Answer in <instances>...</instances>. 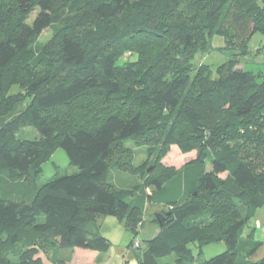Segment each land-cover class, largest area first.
Here are the masks:
<instances>
[{"label":"trees","instance_id":"16d2710c","mask_svg":"<svg viewBox=\"0 0 264 264\" xmlns=\"http://www.w3.org/2000/svg\"><path fill=\"white\" fill-rule=\"evenodd\" d=\"M50 28L54 50L33 51ZM257 34L264 0H0V120L25 106L0 124V264H44L43 242L105 253L97 219L117 218L134 240L148 203L167 211L139 264H193L192 244L201 256L219 243L226 252L205 264H264L255 224L244 236L264 207V71L237 69ZM216 36L239 59L195 67ZM25 127L39 139L21 140ZM129 142L156 162L135 167ZM172 145L197 158L164 168ZM59 148L79 173L38 187ZM111 169L145 184L116 188Z\"/></svg>","mask_w":264,"mask_h":264},{"label":"rangeland","instance_id":"374dc122","mask_svg":"<svg viewBox=\"0 0 264 264\" xmlns=\"http://www.w3.org/2000/svg\"><path fill=\"white\" fill-rule=\"evenodd\" d=\"M37 13L38 11L33 14L30 22L33 21ZM53 40L54 30L53 28H50L33 42L31 46L32 50L37 53L52 49L54 50L56 43H54ZM225 45L226 44L223 38L217 36L214 37L212 39V47L214 50H212V52L209 54H199L198 57H196L193 61L194 66L199 67L200 65H207L210 66L212 70L216 71L220 66L230 61L231 58L239 59L233 56V54L237 52L232 50H222L221 48H224ZM262 45H264V36L260 34L255 35L249 44L250 54L242 59L240 58V63L237 69L253 72L255 74L264 71V51L258 52ZM130 57V54H126L124 58L119 61V64H124V62H126L128 59L134 60L132 59L133 57ZM213 78H216L215 73L213 74ZM19 92L20 88L18 86H13L10 90L11 95L18 94ZM24 109V105H19L16 112L1 118L0 124H8L14 118L20 116ZM18 137L21 140L35 141L39 139V133L31 127H25L19 131ZM126 147L133 151V165L135 167H141L143 165L150 167V165H153L156 162V155L150 153L148 154V147H138L132 142L127 143ZM196 158V151L183 153L178 146L172 145L169 149V152L161 160V166L166 169L179 170L185 165L194 161ZM210 169V164H208V170ZM77 173H79V169L70 165L67 153L63 149L59 148L54 152L52 158L42 165L41 174L38 177L36 183L38 187H42L56 178L72 176ZM109 175L111 183L116 188L124 189L122 188L124 186H121V184L127 179L129 182L126 183L129 185L127 188L128 190H133L138 185L145 184V181H142V179L138 178L137 176L121 173L114 169L110 170ZM221 177L225 178V175ZM146 192L147 194H151L152 190L147 188ZM165 211L167 210L163 207L154 206L152 203H148L143 220L137 226V235L134 240L131 233L126 229L124 223L117 218L107 216L98 218L96 222L97 227L93 226L92 230H98L101 236L107 240V249L105 250V253L86 251L77 248L53 250L43 242L36 258L41 259L44 264H60L62 261L65 262H63V264H126L127 262L129 264H138V262L135 261V258L140 259V255L146 248V241L152 239L159 231V220L157 215ZM256 220L257 212L255 214V218L250 222L249 226L245 228L244 236L254 226V224H256ZM39 221L42 222L43 219L40 218ZM262 225L264 226V224ZM254 239L256 242L261 241L264 243V232L259 230L255 234ZM131 241L133 242L131 243ZM136 243H139V248H136ZM190 248L192 249L193 255L195 256V261L193 264H205L210 259L225 253L227 250V247L224 243L212 244L205 246L202 249V255L199 256L200 250L198 244H192ZM21 250V248L18 249L16 251L17 256L14 255V258L10 257V259L17 260ZM263 258L264 246L259 250L258 253H256L254 261H261ZM160 264H177L175 255L161 259Z\"/></svg>","mask_w":264,"mask_h":264},{"label":"crops","instance_id":"0c3cea01","mask_svg":"<svg viewBox=\"0 0 264 264\" xmlns=\"http://www.w3.org/2000/svg\"><path fill=\"white\" fill-rule=\"evenodd\" d=\"M128 182V179L127 180H124V182H122V184H121V186H124V187H122V188H124V189H127L128 187H129V185L128 184H126ZM129 183V182H128ZM264 207L263 208H261L258 212H257V222H260V223H262V224H264ZM158 233V232H157ZM156 233V234H157ZM135 261H137L138 262V259L137 258H135ZM177 262V261H176ZM130 264H132V263H130ZM138 264H139V262H138Z\"/></svg>","mask_w":264,"mask_h":264},{"label":"built area","instance_id":"2783aa9c","mask_svg":"<svg viewBox=\"0 0 264 264\" xmlns=\"http://www.w3.org/2000/svg\"><path fill=\"white\" fill-rule=\"evenodd\" d=\"M256 228L258 229V230H261V231H263L264 232V226L260 223V222H256ZM138 244L139 243H136V247H138Z\"/></svg>","mask_w":264,"mask_h":264}]
</instances>
